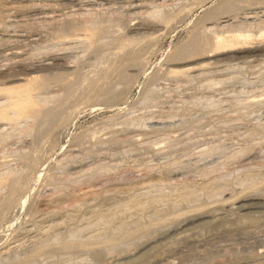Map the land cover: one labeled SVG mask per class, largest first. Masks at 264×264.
<instances>
[{
  "label": "bare ground",
  "instance_id": "obj_1",
  "mask_svg": "<svg viewBox=\"0 0 264 264\" xmlns=\"http://www.w3.org/2000/svg\"><path fill=\"white\" fill-rule=\"evenodd\" d=\"M216 1L0 0V264L264 256L262 240L240 243L233 227L264 217V0H218L192 21ZM178 28L186 37L167 63L181 67L149 73L126 115L74 137L82 115L131 92L157 34ZM215 87L232 89L231 102L209 101L229 105L222 129L190 108ZM186 90L195 93L166 105ZM151 107L163 109L158 125ZM142 149L163 163L128 165Z\"/></svg>",
  "mask_w": 264,
  "mask_h": 264
},
{
  "label": "rangeland",
  "instance_id": "obj_2",
  "mask_svg": "<svg viewBox=\"0 0 264 264\" xmlns=\"http://www.w3.org/2000/svg\"><path fill=\"white\" fill-rule=\"evenodd\" d=\"M159 1H161V0H159ZM163 1H166V0H163ZM168 1V0H167ZM218 0L216 1V2H214V3H211V4H209L206 8H203V9H201L200 10V8H198V10H197V12L195 13V15L193 16V19H192V21L193 22H195L199 17H201V15L203 16V12H205L208 8H210L211 6H215L216 4H218ZM160 3V2H159ZM213 4V5H212ZM190 26V25H189ZM189 26H186V28H188ZM179 27V26H178ZM185 28V29H186ZM180 29V30H179ZM177 30V31H176ZM171 31V32H170ZM176 33H175V32ZM183 32L185 33V31H184V29L183 28H178V29H175V30H171V29H169V30H164V31H162V32H159L158 34H157V36H159L157 39H156V41L152 44V49L148 52V54L145 56V58H146V61H147V64H149V65H147L148 66V68L146 69L147 70V72H145V73H143V74H140V76H139V79H137V81H136V84H135V86L132 88V90H131V92H129V94L128 95H125L122 99H120L118 102H116V103H118V104H116L115 103V105L114 106H112L113 108H102L101 109V107H97L96 109L98 110V111H96V112H93V113H90V112H88L87 113V115H82L81 116V120H79L78 121V126H76V128L75 129H73V132L75 133H73V135H74V137L75 136H77V134H80L81 132H83V130L85 131V130H87V129H89V128H92L93 126H96L97 124H99V123H102V121L104 122L105 120H107L108 118H110V117H115V114H116V116H120V117H122V116H124V115H126L125 114V112H124V109H125V111L126 110H128V109H130V108H132L133 106H135L136 105V103L138 102H136V100H140V98H141V96H142V93H141V91H139V90H142L143 91V88L147 85L146 84V82H148V79L150 80V78H151V76H153L154 74H156V73H161L162 71H166L167 69H169V67H171L172 68V66L174 67L175 66V68L176 69H179L181 66H178V65H171V66H168L169 64L167 63L168 62V57L170 56V54L173 52V49L180 43V42H182L183 40H184V38L186 37L185 36V34H183ZM173 33H175V34H173ZM179 33V34H178ZM182 34V35H181ZM181 35V36H180ZM180 36V37H179ZM165 38V39H164ZM179 38V39H178ZM163 39V40H162ZM159 40V41H158ZM157 42H161V44L160 43H157ZM158 44V45H157ZM177 44V45H176ZM160 46V47H159ZM172 47V48H171ZM156 48V49H155ZM160 48V49H159ZM163 50V51H162ZM169 51V52H168ZM151 52V53H150ZM167 52V53H166ZM155 53V54H154ZM157 54V55H156ZM165 54V55H164ZM163 55V56H162ZM155 58H154V57ZM148 57H149V59H148ZM151 57V58H150ZM158 57V58H157ZM163 57V58H162ZM165 58V59H164ZM152 59H154V60H152ZM158 60V61H157ZM161 60V61H160ZM165 60V61H164ZM151 61V62H150ZM154 61V62H153ZM149 62V63H148ZM155 62H158V63H156V64H154ZM163 62H164V64L165 63H167V66H166V64H165V69L163 70V68H164V64H163ZM232 62V64L231 65H235V66H238V63H239V61H237V63H236V61H234V60H232L231 61ZM235 62V63H234ZM229 63V60L227 61V63H224V64H228ZM162 66H161V65ZM172 64V63H171ZM224 64H222V66H224ZM150 65H152V66H150ZM157 65V66H156ZM156 68H160L159 70H160V72L158 71V69H156ZM160 66V67H159ZM221 66V65H220ZM152 67V68H151ZM162 67V68H161ZM167 67V68H166ZM150 69H153V71L152 72H149V71H151ZM149 70V71H148ZM148 73V74H147ZM149 73H152V74H150L151 76L149 77ZM154 73V74H153ZM252 73L254 74L255 72L254 71H252ZM252 73H249V74H247V75H251ZM147 74V75H146ZM251 75V76H253V78H255L256 77V74H255V77H254V75ZM246 74H245V76L246 77H250L251 78V76H247ZM144 76H145V79L144 80H142L143 78H144ZM257 77H258V75H257ZM256 77V78H257ZM240 78H243V76H240ZM147 79V80H146ZM168 80V79H167ZM170 82H172L171 80L170 81H168V82H161V84H164V85H162V87H166V85H167V88H169L170 86H171V88H172V86H173V88L172 89H174L175 88V84L176 83H172L173 85H171L170 84ZM140 84V85H139ZM240 85V84H239ZM238 84L236 85V86H239ZM140 86V87H139ZM231 86V87H230ZM229 86V88H232V86H233V84L232 85H230ZM138 88V89H137ZM229 88L227 89V91L225 90L224 91V89L223 90H219L218 88H214V90H205V91H203L202 93H199V95L198 96H196L195 98H193L192 99V101H193V104L191 105L192 107H190L191 108V112L193 111V113H197V115H199V116H201L202 118H203V122L204 123H206L207 125H208V128H211V127H214V129L215 128H218V129H222L221 127H222V125H223V123H222V121H221V118H220V115H222V113L223 112H226V109H228L229 108V105H228V103H225L224 104V107L223 108H213L212 106H211V104H209V101H213V100H221V99H223V101H227V102H231L232 101V99L231 98H228V96L230 95L229 93L232 91V89H230L229 90ZM134 91V92H133ZM187 91V90H186ZM186 91H182V92H179V94L180 93H183V94H175V93H169V94H165L166 95V98H164V100H165V102H166V105L167 106H170V104L172 105V103H173V105H175L176 104V106H178L177 104L179 103L178 101H180L179 100V98L181 97V96H189L190 94H192V95H194V93H191V92H189V91H187L188 92V94H187V92ZM192 91H194V90H192ZM185 93H186V95H185ZM190 93V94H189ZM223 93V94H222ZM224 93H225V95H224ZM173 94L174 95H178L177 97L176 96H173ZM229 94V95H228ZM172 95V96H171ZM139 96V97H138ZM171 96V97H170ZM129 97V98H128ZM168 97H169V99H168ZM177 99H176V98ZM182 98V97H181ZM180 98V99H181ZM124 99V100H123ZM128 99H130V100H128ZM171 99H174V100H171ZM167 100V101H166ZM168 100H170V101H168ZM125 101V102H124ZM136 103H135V102ZM176 101L178 102V103H176ZM191 101V100H190ZM123 102V103H122ZM130 102V103H129ZM168 102L170 103V104H168ZM127 105H126V104ZM124 104V105H123ZM131 104H133V106H131ZM125 105H126V107H125ZM172 105V106H173ZM129 106H131V107H129ZM165 106V105H164ZM163 106V109H164V111H165V107H167V106H165L164 107ZM117 107V108H116ZM119 107H121V108H119ZM129 107V108H128ZM95 109V110H96ZM107 109V110H106ZM116 109V110H115ZM120 109V110H119ZM160 108H156V110H154L152 107L151 108H149V111H153L154 112V118H153V120L151 121V122H154V123H152V124H155L156 122V124L158 125V123H159V121H160V114H161V112H162V110L163 109H160ZM99 110H100V112H99ZM102 110V111H101ZM104 110V111H103ZM168 110V108L166 109V111ZM229 110V109H228ZM109 111H111V112H109ZM117 113H116V112ZM106 112V113H105ZM124 114H123V113ZM91 115H90V114ZM95 113V114H94ZM101 115H100V114ZM103 113H105V114H103ZM109 113H111V114H109ZM113 113V114H112ZM158 113V114H157ZM160 113V114H159ZM93 114V115H92ZM99 114V115H98ZM108 114V115H107ZM156 114H157V116H156ZM98 116V117H97ZM102 116V117H101ZM104 116V117H103ZM97 117V118H96ZM105 118V119H104ZM98 121H97V120ZM157 119H159V120H157ZM100 120V121H99ZM80 121H81V123H80ZM93 121V122H92ZM87 123V124H85V123ZM99 122V123H98ZM90 123H93V124H90ZM85 124V125H84ZM87 125V126H86ZM86 127V128H85ZM82 129V130H81ZM76 130V131H75ZM80 132V133H79ZM145 138H147L146 137V135L144 136ZM151 137V136H150ZM144 138V139H145ZM148 138H149V136H148ZM69 140V139H68ZM68 140H65V141H68ZM143 150V149H142ZM141 150V153H142V156H141V154L140 153H136L135 155L134 154H131L130 155V157H128V158H126V162H128L127 164L128 165H133L134 164V162H137V160H139V163L140 162H142L143 160H145V162H149V161H151L152 162V159H153V162H152V164H161V162H162V158H160V157H158V156H155L156 154H154V153H145V156H144V151L145 150H143L142 151ZM150 154V155H149ZM151 154H152V156H151ZM153 154H154V157L155 158H153ZM133 156H137V157H133ZM143 158H141V157ZM144 156V157H143ZM150 158H149V157ZM132 157L134 158V159H132ZM149 159H148V158ZM142 160H141V159ZM157 158H160L159 160H161V161H159ZM127 159H132L131 161L129 160H127ZM146 159H147V161H146ZM135 160V161H134ZM154 160H157V161H154ZM164 161V160H163ZM144 162V161H143ZM151 162H150V164H151ZM131 163H133V164H131ZM163 163V162H162ZM135 165H136V163H135ZM137 165H139L138 163H137ZM134 166V165H133ZM135 171H138V169L137 170H135ZM138 176V175H137ZM258 211V210H257ZM264 211V210H263ZM260 212V211H259ZM246 213H247V211H246ZM244 214V213H243ZM235 219V218H234ZM245 219V220H244ZM243 220L244 221H246V220H250V221H246V222H243V221H240L239 219H235L234 220V222H237V223H239L240 224V226H239V224L237 225V223H235L234 224V228H236V230L237 229H239V230H237L238 231V235H244L242 238H241V240L239 241L240 243H243V241L245 240V242L247 241V243H248V246H249V244H251V243H260V242H258V241H261V243H263L264 242V226H263V222H264V217L261 219V218H255L254 220H252V219H250V218H244ZM259 219H261V221L259 220ZM252 220V221H251ZM259 220V221H258ZM244 224H243V223ZM251 224H250V223ZM257 222V223H256ZM254 223H255V225H254ZM248 225V226H247ZM245 229H243V228ZM262 227V228H261ZM257 229V230H256ZM262 230V232L260 233V231ZM240 231V232H239ZM244 231V232H243ZM253 231V232H252ZM256 231V232H255ZM242 232V233H241ZM249 232V233H248ZM257 233V234H256ZM249 234H251V236L249 235ZM255 235V238L253 239L252 238V236L254 237V235ZM241 235L239 236V237H241ZM256 235H258V236H256ZM246 237V239H244ZM248 237L251 239H248ZM260 237V238H259ZM258 238V239H257ZM248 239V240H247ZM250 240V241H249ZM256 240H257V242H256ZM239 242H237V243H239ZM244 242V243H245ZM5 244H7V243H0V249H2L4 246H5ZM264 244V243H263ZM2 245V246H1ZM264 250V249H263ZM249 251H251V249H249ZM259 252V251H262V250H259V249H257L256 250V252ZM264 256H260V259L257 261V260H252L249 264H252L253 262V264H261V262L260 261H263L262 262V264H264ZM256 261H257V263H256Z\"/></svg>",
  "mask_w": 264,
  "mask_h": 264
}]
</instances>
